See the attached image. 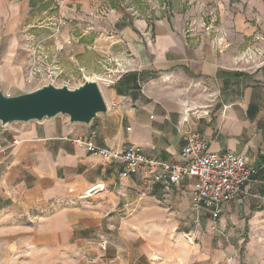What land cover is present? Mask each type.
Instances as JSON below:
<instances>
[{
  "label": "crops",
  "instance_id": "1",
  "mask_svg": "<svg viewBox=\"0 0 264 264\" xmlns=\"http://www.w3.org/2000/svg\"><path fill=\"white\" fill-rule=\"evenodd\" d=\"M25 1L0 0V45L24 20L32 0ZM156 36L153 49L138 51L140 69L104 92L108 113L91 125L56 118L22 132L0 126L1 145L20 142L0 154V264L29 254V246L59 259L61 246L75 250L78 222L90 225L126 210L141 228H179L189 215L194 223L193 179L166 193L151 186L145 172L122 177L124 165L74 143L94 136L101 148L122 153L136 146L149 159L180 164L189 134L201 136L214 153L245 157L254 172L246 194L224 205L218 219L202 212L189 233L198 247L193 264H239L235 254L244 244V264H264V64L244 73L226 67L215 46H208V58L201 56L207 46H192L188 31L161 28ZM99 184L104 191L83 198Z\"/></svg>",
  "mask_w": 264,
  "mask_h": 264
},
{
  "label": "rangeland",
  "instance_id": "2",
  "mask_svg": "<svg viewBox=\"0 0 264 264\" xmlns=\"http://www.w3.org/2000/svg\"><path fill=\"white\" fill-rule=\"evenodd\" d=\"M161 28L192 33V46H207L204 58L215 46L218 59L237 71L264 64V0H32L14 34L1 36L6 81L0 89L18 96L49 84L74 89L95 80L104 96L120 76L140 69L139 49H153ZM134 218L126 210L90 225L78 222L75 250L61 246L59 259H46L29 246V254L7 264H193L198 247L189 236L196 228L190 215L172 229L141 228ZM237 248L244 264L246 245Z\"/></svg>",
  "mask_w": 264,
  "mask_h": 264
},
{
  "label": "built area",
  "instance_id": "3",
  "mask_svg": "<svg viewBox=\"0 0 264 264\" xmlns=\"http://www.w3.org/2000/svg\"><path fill=\"white\" fill-rule=\"evenodd\" d=\"M92 138L76 139L74 143L108 161L124 165L122 177L145 172L150 185H161L169 193L178 187L185 178L193 179L191 184V207L196 215L194 224L200 222L202 212H208L213 219H218L224 205L234 202L246 194V187L251 182L254 172L249 168L245 157L233 153L217 154L210 150L208 143L197 134L186 137V145L181 154L180 164H171L149 159L140 147L131 146L119 153L101 148ZM19 140L0 144V154H6L19 145ZM101 184L89 189L83 198L90 199L96 193L104 191ZM264 201V199H263Z\"/></svg>",
  "mask_w": 264,
  "mask_h": 264
},
{
  "label": "water",
  "instance_id": "4",
  "mask_svg": "<svg viewBox=\"0 0 264 264\" xmlns=\"http://www.w3.org/2000/svg\"><path fill=\"white\" fill-rule=\"evenodd\" d=\"M108 105L95 80H86L77 88L43 86L18 96L6 95L0 89V125L43 123L59 116L72 125L89 126L100 115L108 113Z\"/></svg>",
  "mask_w": 264,
  "mask_h": 264
},
{
  "label": "bare ground",
  "instance_id": "5",
  "mask_svg": "<svg viewBox=\"0 0 264 264\" xmlns=\"http://www.w3.org/2000/svg\"><path fill=\"white\" fill-rule=\"evenodd\" d=\"M245 60V56L243 55L241 58H240V61H244ZM124 68V67H123ZM124 71V70H123ZM123 73V72H122Z\"/></svg>",
  "mask_w": 264,
  "mask_h": 264
}]
</instances>
